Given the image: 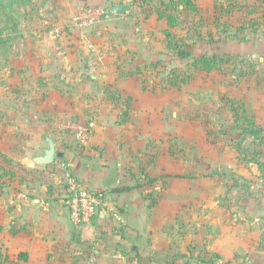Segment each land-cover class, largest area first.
<instances>
[{
	"label": "crops",
	"instance_id": "1",
	"mask_svg": "<svg viewBox=\"0 0 264 264\" xmlns=\"http://www.w3.org/2000/svg\"><path fill=\"white\" fill-rule=\"evenodd\" d=\"M42 56L51 54L44 52ZM96 57L101 58L98 54ZM84 68L76 76L72 73L77 70L69 69L72 73L68 75L72 76L64 81L44 76L20 84L37 90V98L33 102L35 111L21 112L19 126L24 132L18 138L21 136L23 150L37 149L32 158L22 157L24 176L1 167L14 175L1 178L0 190L11 184L19 190L12 194L10 208H5L9 204L0 196V249L15 256L18 263H11L197 264L196 255L203 251L211 264H264V259L256 258L255 251L264 249V169L252 161L251 154L257 150L264 155V145L244 133L247 126L237 123L230 110L226 134L240 137L231 145L238 148L241 144L244 151L239 161L229 160L237 179L223 178L218 173V162L210 158L213 143L205 128L192 123L185 113L173 123L168 118L169 101L149 96L137 75L115 73L114 85L131 96L125 101L120 92L116 96L101 90L103 81L96 79L99 76L93 72H99L100 63L93 61ZM45 69L46 66L37 71L45 75ZM85 71L92 81L86 80ZM63 88L98 89L97 98L92 96L80 107L74 103L76 99L64 100L60 93ZM76 95L83 97L82 93ZM240 103H244L246 114L256 125L264 128V98L253 97ZM59 113L66 116L64 119L71 117L67 115H95L91 139L78 145L75 138L61 134L55 123ZM170 132L175 133L177 142L174 152L166 137ZM48 138L55 139L56 150L62 154L55 161L61 162L36 165L33 159L47 146ZM68 138L74 143H69ZM230 153L233 150L225 157L232 158ZM224 162L227 166L226 159ZM60 163L66 164L85 187L106 191L108 198L122 208L126 223L118 225L99 214L91 224L74 225L64 202L67 184ZM31 171L44 184L40 192L24 191ZM150 178L157 180L149 184ZM149 189L161 193L155 207L149 206L150 198L145 194ZM25 194L30 198L26 199ZM32 198L46 203H36ZM175 216L183 227L176 239L182 259L173 256L172 241L165 232L164 224L171 223ZM122 251H127L128 257ZM20 252L27 253V260L18 257Z\"/></svg>",
	"mask_w": 264,
	"mask_h": 264
},
{
	"label": "rangeland",
	"instance_id": "2",
	"mask_svg": "<svg viewBox=\"0 0 264 264\" xmlns=\"http://www.w3.org/2000/svg\"><path fill=\"white\" fill-rule=\"evenodd\" d=\"M113 1L118 2L119 0ZM123 1L132 6L131 11L124 15H115L110 12L106 7V0H35L34 4L27 8L18 7L23 14L19 27L21 36L15 40L6 53L3 51V45L0 44V172H4V168L1 169L3 166L24 176L22 157L26 155L32 158L37 149L34 147V150H31L29 147L23 150L21 136L18 138L24 132L20 131L19 126L21 112L35 111L33 102L37 98V90L26 86L20 87V84L23 81L32 83L35 79L45 78L44 76L64 81L72 76H69L71 72L68 71L69 69H76L78 73L71 72L76 76L86 65H92L93 61H97L102 68L99 72L96 70L93 72L99 76L96 79L103 81L100 85L101 90H107L111 95L116 96L120 92L125 101L131 96L127 92L123 94V89L117 87L118 85L115 86L114 76L117 75L115 73L127 72L129 68V70L142 69L149 96H161L169 101L168 118L173 123H176L177 119H182L185 113L192 123L205 128L209 141L213 143L210 147V158L213 162H218L220 166V170L217 169L218 173L224 175L223 178L230 176L237 179L236 172L229 167V160L234 159V163L239 161L244 150L241 144L238 148L231 145L233 140H240V137L230 136V133L226 134V130L229 129L231 101L234 102V108H238L241 100L246 101L258 96L264 98V26L248 40L230 38L223 31L225 28L223 23L220 25L207 24L208 20L215 16L213 0H194L199 5L201 13L180 12L181 25L173 30L175 44H181L195 54L239 55L241 62L236 72L252 71V74L248 80L239 77L238 74L234 75L232 67H225V71L211 73L195 71L196 77L192 81L180 87L171 86L168 78L174 68L181 73L193 71L188 67V60L179 59L169 49V42L165 39L163 32L166 27L165 21H157L156 15L151 13L153 8L160 4L159 1ZM250 3L261 5L258 0H250ZM242 17V13H236L233 19L235 24H238ZM89 18L98 22L90 24ZM221 20L227 22L229 28L228 15L221 17ZM201 21L203 23H200ZM3 26L0 24V27ZM190 27H193L194 31L188 34L187 29ZM44 52L50 53L51 56H42ZM96 54L101 58L98 59ZM151 62H157L158 66H151ZM44 66L47 69L42 73L45 75H41L37 70ZM121 68L126 70L119 71ZM84 76L86 80L92 81L86 71ZM97 90L93 92L90 88L80 90L63 88L60 93L65 98L64 100L76 99L74 103L77 102V105L81 107V102L85 104L86 100L92 96L97 98L95 95ZM77 93H82L83 97H78ZM241 96L244 98H239ZM179 98L182 100L179 101ZM184 100L185 103H183ZM67 116L71 117L64 119L66 116L62 117L59 113L55 123L64 124L69 120L95 119V115L91 114ZM171 128L175 130L177 126H171ZM61 134L71 139L74 138L71 130H63ZM174 135V132H170L166 137L171 150L177 151ZM70 138H68L69 143H74L75 140L72 141ZM229 150H233V153H230L232 158L225 157L226 152L229 154ZM237 152H239L238 156H236ZM225 159L228 162L227 166H225ZM59 162H61L60 159L55 161V163ZM214 169L211 168V171L215 172L216 169ZM35 174L32 171L30 175L28 174L30 183L26 184L25 192H40L39 189L44 186ZM4 188L0 190L2 192L0 196H3L9 204L5 205V208H10L9 200L14 192L19 191L18 186L11 184L10 187L5 186ZM145 194L161 197L159 190L153 192L149 189ZM0 204H2L1 198ZM227 220L229 221V217ZM179 223V217L175 216L171 223L166 221L164 225L166 226L165 232H169L168 235L172 241L170 245L173 256L182 259L183 255L176 243L179 234L183 232V227H180ZM170 226L171 228H168ZM255 251L257 252L256 258L263 260L264 249ZM0 253V264L16 262L15 256L6 253L4 249H0Z\"/></svg>",
	"mask_w": 264,
	"mask_h": 264
},
{
	"label": "trees",
	"instance_id": "3",
	"mask_svg": "<svg viewBox=\"0 0 264 264\" xmlns=\"http://www.w3.org/2000/svg\"><path fill=\"white\" fill-rule=\"evenodd\" d=\"M158 1L160 4L155 6L153 11L150 10V12L152 11L151 13L156 15L157 21H165L166 27L163 32L165 34V39L169 42V49H171L179 59L188 60V67L193 71L181 73L176 71L174 68L172 72H170V77L168 78V83L171 86L180 87L182 84L192 81L196 77L194 73L195 71L211 73L213 71H225V67H232L231 70L234 75L238 74L239 77L246 79L251 77L252 71L236 72L239 63L241 62V57L239 55H219L209 53L195 54L190 49L184 48L183 45L175 44L173 40V30L181 25L182 16L180 15V12L191 11L196 14L201 13L199 5L194 0ZM258 1L261 5L250 3V0H213L215 16L212 19L210 18L207 24L215 23L214 25H220L223 23L225 26L223 31L229 35L230 38L248 40L251 36H255L264 26V0ZM34 2L35 0H0V24L4 25L3 27H0V44L3 45V51L5 53L11 48V45L15 42V40L21 36L19 27L23 14L19 11L18 7L27 8L33 5ZM236 13H242L243 15L238 24H235L236 22L233 20ZM227 15L229 17V28L227 27V22H222L221 20V17ZM200 23H203V21ZM193 29V27L188 28V34L191 31H194ZM203 33L201 34L204 37ZM180 39L183 38L180 37ZM208 42H210V40ZM151 63V66L153 67L158 66L157 62ZM146 67H148V65ZM143 72L144 71L142 69L135 68L134 70H129V72L126 73L122 72V75H137L143 82V88L146 89V78ZM230 110L237 123L247 126V130L245 128L244 133H249L253 142H259L260 145H264V128L257 126L255 120L246 114L244 103H240L238 108H234V102L231 101ZM251 154L253 159L252 161L259 168L264 169V155L261 151L254 150L251 151ZM13 175L14 174L11 171L0 173V184L2 177ZM156 180L157 178H150L147 183L154 184ZM147 198H150V207H155L158 204V197L147 196ZM117 207L122 212V208L118 205ZM125 252L123 253H125L128 257L129 253L127 251ZM18 257L27 260V253L20 252ZM206 257L207 255L203 251L198 252L196 255L197 264H200V262L203 264H211V260H207Z\"/></svg>",
	"mask_w": 264,
	"mask_h": 264
},
{
	"label": "built area",
	"instance_id": "4",
	"mask_svg": "<svg viewBox=\"0 0 264 264\" xmlns=\"http://www.w3.org/2000/svg\"><path fill=\"white\" fill-rule=\"evenodd\" d=\"M103 11V10H102ZM90 19V18H89ZM98 22L90 19L89 23ZM96 122L94 119L86 121L69 120L58 125V130H71L78 145H84L93 135ZM64 171V178L67 184L64 202L70 209L71 221L74 225L91 224L94 219L103 214L118 225L126 223L123 213L118 209L116 203L108 198L106 191L91 190L85 187L79 179L67 168V165L60 163ZM26 199L30 197L25 194ZM36 203H46L38 198H32ZM220 264H226L220 261Z\"/></svg>",
	"mask_w": 264,
	"mask_h": 264
},
{
	"label": "water",
	"instance_id": "5",
	"mask_svg": "<svg viewBox=\"0 0 264 264\" xmlns=\"http://www.w3.org/2000/svg\"><path fill=\"white\" fill-rule=\"evenodd\" d=\"M107 9L115 15H124L125 13L131 11L132 6L130 3L119 0L114 2L113 0H106ZM62 154L56 150V142L53 138L47 139V146L44 147L40 153H38L33 162L36 165L47 166L55 162L57 156Z\"/></svg>",
	"mask_w": 264,
	"mask_h": 264
}]
</instances>
